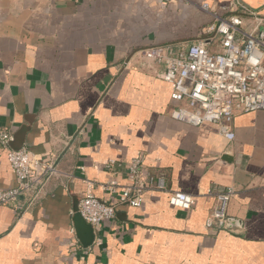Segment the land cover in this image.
I'll return each instance as SVG.
<instances>
[{"label": "crops", "instance_id": "crops-1", "mask_svg": "<svg viewBox=\"0 0 264 264\" xmlns=\"http://www.w3.org/2000/svg\"><path fill=\"white\" fill-rule=\"evenodd\" d=\"M231 3L247 21L264 16V0H0V130L58 169L33 204H0V264H264V110L237 113L233 140L219 125L176 121L165 66L144 57L197 40L220 50L208 29ZM141 152L194 205L151 191L97 232L80 199L106 197L112 177L126 183ZM16 184L0 145V187ZM230 186L228 227L209 229L208 189Z\"/></svg>", "mask_w": 264, "mask_h": 264}, {"label": "built area", "instance_id": "built-area-1", "mask_svg": "<svg viewBox=\"0 0 264 264\" xmlns=\"http://www.w3.org/2000/svg\"><path fill=\"white\" fill-rule=\"evenodd\" d=\"M168 4L173 0H160ZM235 4L222 8L232 14L222 17L214 12L212 40H218L220 50H210L202 40L166 46H151L144 50V57L165 68L160 77L172 85V99L176 102L171 111L172 119L193 126L219 125L229 140L235 138L232 128L237 113L264 110V16L252 11L247 16L235 13ZM201 8L210 11L208 3ZM12 130H0V145L15 172L17 184L0 187V204H33L41 195L46 183L58 172L55 161H45L43 156L29 147L14 149ZM145 154L139 153L127 164V182L112 177L103 183L106 197L87 189L79 201L81 215L98 232L105 221L116 218L119 206L139 207L151 191H164L169 203L189 210L195 203L192 194L169 190L163 175L146 169ZM115 159L107 166L113 168ZM120 165V163H118ZM208 193L215 198V205L206 219L212 230L227 229L228 205L235 193L234 187H211Z\"/></svg>", "mask_w": 264, "mask_h": 264}]
</instances>
